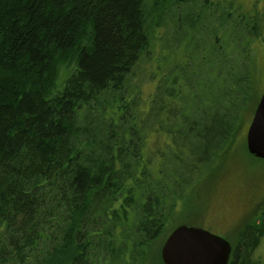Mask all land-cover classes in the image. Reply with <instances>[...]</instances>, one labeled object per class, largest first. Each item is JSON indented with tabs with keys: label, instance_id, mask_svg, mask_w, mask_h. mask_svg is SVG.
<instances>
[{
	"label": "trees",
	"instance_id": "obj_1",
	"mask_svg": "<svg viewBox=\"0 0 264 264\" xmlns=\"http://www.w3.org/2000/svg\"><path fill=\"white\" fill-rule=\"evenodd\" d=\"M195 1L0 0V264L159 260L183 212L203 205L192 193L229 153L254 94L253 67L239 74L226 57L250 63L259 19L203 0L191 16L222 42H208L218 60L179 66L148 111L133 110L128 88L156 28L183 34ZM260 214L230 264H264Z\"/></svg>",
	"mask_w": 264,
	"mask_h": 264
},
{
	"label": "rangeland",
	"instance_id": "obj_2",
	"mask_svg": "<svg viewBox=\"0 0 264 264\" xmlns=\"http://www.w3.org/2000/svg\"><path fill=\"white\" fill-rule=\"evenodd\" d=\"M174 1L168 0L169 3ZM180 1L176 0V3L181 4ZM204 1L206 4L219 5L223 11L228 10L232 18H240L244 15L248 19L255 20L258 18L262 32L258 38L251 39L250 43L244 46L245 53H248V57H250V63L247 59H243L244 56L242 55L239 57L235 54L237 56L235 57L234 54H229L226 57L227 68L234 69L238 73L242 70L243 74L244 70L246 72L253 67V98L250 100L249 107L244 109L241 128L234 139L233 146L229 149V153L219 159L213 173L209 178L202 181L203 188L198 193H192L195 200L198 197L197 203L199 204L202 200L203 205L190 215L183 212L184 219L182 217L178 226L184 224L198 225L216 235L227 238L235 245L239 232L244 227L251 224L257 226L261 224L260 213L264 207V160L252 157L247 149L248 129L257 109L256 104L260 102L259 100L264 93V0ZM204 1L199 0L198 2L196 0L191 6H186V14L182 18L183 34H177L171 25L156 28L155 39L149 52L144 55L129 76L128 88L135 95L134 100L137 103L136 106L133 105V110L138 112L139 108L142 111H148L159 97L161 88L165 86L166 77L173 76L179 66L185 65L184 67L188 70L192 69L196 73L209 69L214 60H218L216 55L212 53V48H209L208 42L210 41L212 44L222 42L219 43L215 35L211 34L209 29L203 28L202 24L197 27L194 22L195 17L191 16L192 13H198L201 10L203 5L201 2ZM204 17V25L212 28L213 24L207 19L208 13ZM223 39H226L225 35H223ZM202 50L205 51L202 53ZM230 50L232 53L231 47ZM222 51L224 52V50ZM222 51L219 53L224 54ZM192 54L195 56L190 60ZM200 58L204 62L203 60L198 62L197 59ZM237 58L242 60H235ZM200 66L205 67L201 70ZM194 68L197 71L193 70ZM215 71L213 77L216 78L218 73ZM154 140L153 136L151 141ZM257 255L263 257L262 262L264 263V245ZM159 256L160 261L156 259L157 254L154 252L152 258H148L145 264H164L161 258V250Z\"/></svg>",
	"mask_w": 264,
	"mask_h": 264
},
{
	"label": "water",
	"instance_id": "obj_3",
	"mask_svg": "<svg viewBox=\"0 0 264 264\" xmlns=\"http://www.w3.org/2000/svg\"><path fill=\"white\" fill-rule=\"evenodd\" d=\"M247 149L264 160V93L247 133ZM233 245L222 236L191 225L177 227L161 249L164 264H230Z\"/></svg>",
	"mask_w": 264,
	"mask_h": 264
}]
</instances>
